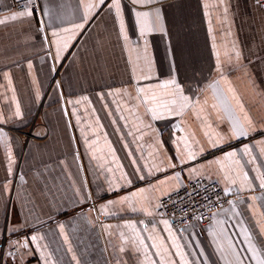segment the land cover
I'll use <instances>...</instances> for the list:
<instances>
[{
  "label": "crops",
  "instance_id": "1",
  "mask_svg": "<svg viewBox=\"0 0 264 264\" xmlns=\"http://www.w3.org/2000/svg\"><path fill=\"white\" fill-rule=\"evenodd\" d=\"M253 1L153 0L142 6L121 0V32L120 17L107 6L111 0H40L32 18L0 24V129L7 134L0 142L3 264H151L156 249L149 247L146 257L144 249L126 246L133 236L128 224L145 238L164 237L181 264L157 208L148 216L139 194L121 198L155 184L147 195L156 205L196 178L225 188L214 161L231 151L249 176L243 187L242 175L231 186L235 207L219 211L212 227L170 228L189 264H255L246 235L264 258V7ZM1 4L0 20L15 13L12 0ZM89 5L96 6L88 11ZM155 9L160 21L141 36L136 12ZM85 12L83 29L62 31L81 23ZM54 39L69 43L59 60ZM173 77L187 106L153 120L137 89L160 95L156 85ZM249 119L257 131L230 136L235 123L248 127ZM209 139L220 143L210 147ZM178 149L196 152V159L185 165L179 184L160 185L171 175L161 161L175 158ZM230 170L241 171L224 161V171ZM13 226L18 231H9ZM12 241L28 243L23 261L18 253L8 255L16 249Z\"/></svg>",
  "mask_w": 264,
  "mask_h": 264
},
{
  "label": "snow or ice",
  "instance_id": "2",
  "mask_svg": "<svg viewBox=\"0 0 264 264\" xmlns=\"http://www.w3.org/2000/svg\"><path fill=\"white\" fill-rule=\"evenodd\" d=\"M153 0H132L133 4H139V5H147L152 3ZM105 0H99V5H104ZM96 5H89L88 6V11L91 10L92 7H95ZM109 9H114L117 17H120V26H121V32L124 31V21L123 18L121 17V0H111V3L107 5ZM36 8L35 0H26V2L21 3V10L18 12L13 13L10 17H6L5 20H0V24L5 23L6 20H12L15 21L18 18H32L34 10ZM45 14L46 11H45ZM136 17H137V24L139 25V30L141 36H143L146 32L152 31L153 27L155 26L156 23L160 21V14H159V9H155L152 12H136ZM151 18V22H149V19ZM89 20V15L88 12H85L82 22L73 25L72 29H62L63 32L69 33L72 32L73 29H83L85 24ZM43 27L40 28V31L43 32ZM60 33L57 31H54L52 33V36L59 37ZM127 39V35L124 37ZM71 39V37H69ZM50 43L55 45L56 48V56L55 59L59 60L61 58V53L62 51L66 50L69 47L68 40H64L63 44H61V41L59 39H54L50 41ZM239 55V53H237ZM150 77H145V79H149ZM156 88L162 89L163 93L158 95L151 87L145 88V87H140L137 89L138 96L137 99L140 101L141 104L144 105L146 113L151 114V118L153 120L161 118L165 113L168 114H180L184 108L187 106L188 102V97L183 95V89L181 86L177 83L175 77L166 80L162 83H159L156 85ZM151 93V94H149ZM143 94V95H139ZM69 103H72V101H69ZM76 103H79V101H76ZM16 115L19 116V109H17ZM3 121H0L2 123ZM257 131L256 127L253 125L252 121L249 119L248 120V127H245L243 124L237 122L233 125L230 136L233 138L236 137H243L247 136L252 132ZM7 138V134L0 129V142L5 141ZM223 139V138H221ZM220 143L219 140L213 141L209 139V145L210 147H217L218 144ZM264 143V141H262ZM187 148V145H186ZM203 151V150H201ZM244 151H248V145H245ZM179 155H177L175 158L173 157H168L167 163L165 164L164 161H161V165H164V170L167 173L168 171H171V175H165L163 179H160L158 183L160 185L166 184L169 180H175L177 184L180 183V178H181V173L184 171V167L186 164H189L191 161L196 159L197 153L189 150H180L178 149ZM237 153L235 151L227 152L223 155V157L217 159L214 161V163L218 166V170L223 173V182H225L226 186L223 189V195L227 196L231 191L232 187L237 184V179L236 177L242 175V182H241V187H243V184L249 181V176L247 172H243V166L240 165L239 161H235L234 158L236 157ZM228 160H233L235 164H237L241 171L240 172H235L233 174L234 170L230 171H224V161ZM251 163V161H249ZM176 169H179L176 171ZM156 171H160L161 168L160 166H155ZM190 173H197V169L195 167H190L189 169ZM9 173L11 174V169H9ZM149 175H152V172L149 171ZM141 179L144 177L141 176ZM259 187L264 188V175H261L259 177ZM131 183V181H129ZM250 186V185H249ZM5 190H7V184H5ZM157 190L156 185H150L149 188H141L137 192H133L130 194V196H125L121 198L120 202H126L129 200H132L133 198H136L139 194V196L142 198V203H144L145 206L142 207V211H144L148 216H152L153 212L151 208H159L161 205L152 204V198L147 195L149 192H153ZM189 196L192 194L189 193ZM222 197L220 195L216 196V200L219 201L221 200ZM109 203H114L110 201ZM230 205H232V201H228ZM235 207V205H232ZM106 207V205H101V210H103ZM264 207V205H262ZM213 218L216 216V213H213ZM202 214L196 219H202ZM183 219V217H181ZM162 223L165 225V228L168 230V238L171 239L172 245L175 248V256L179 257L181 264H189V261L185 259V253L181 250V246L176 243V239L174 234L171 231L169 221L167 219L162 220ZM61 229H63V225L60 226ZM126 227L130 228L133 232V236L128 240L125 241L126 246L130 248V250L139 252L141 249H144V255L147 257L149 255L148 249L149 247L156 249L152 255L157 257L158 259H154L151 261V264H176V261L172 259V253L169 251L168 247L165 245V238L164 237H157L153 235H149L146 238L141 235V231L137 230V225L136 224H128ZM211 231V229H208ZM9 231L15 232L18 231V229L13 226L12 229ZM154 231V228H153ZM245 232L247 230L245 229ZM121 237H123V233H121ZM151 240L152 244L148 245L145 241ZM159 239L160 243H156V240ZM245 239L249 240L248 243V249L251 252V259L255 261V264H264V258H261L260 254L257 251L256 245L251 243L250 238L246 235ZM30 240L32 243H35L38 240V237L33 235L30 237ZM11 247L16 248L15 253H9L8 255L12 257L13 259L16 258L17 253L19 254V258L21 261H23V256L24 253L21 251V249H28L29 245L27 242L20 244L18 241H12L10 244ZM231 247V245H230ZM120 251L123 252L125 251V247H121ZM0 264H3V256L0 255ZM237 264H243V261L238 259Z\"/></svg>",
  "mask_w": 264,
  "mask_h": 264
},
{
  "label": "built area",
  "instance_id": "3",
  "mask_svg": "<svg viewBox=\"0 0 264 264\" xmlns=\"http://www.w3.org/2000/svg\"><path fill=\"white\" fill-rule=\"evenodd\" d=\"M15 12L21 10V3L26 0H12ZM259 6L264 7V0H254ZM36 8L34 13L40 11V0H35ZM3 12V7L0 0V14ZM224 187L216 180L205 178H196L185 180L179 189L170 195L159 200V208H157V217L167 219L170 227L182 229L188 225L198 224L204 228L212 227L216 216L213 218V213L216 215L231 206L228 201L235 200L236 195L229 193L223 195ZM192 195L189 196L188 194ZM220 195L221 200L217 201L216 196ZM202 214V219L196 217ZM183 217V219H181ZM16 249L11 250L14 253Z\"/></svg>",
  "mask_w": 264,
  "mask_h": 264
}]
</instances>
